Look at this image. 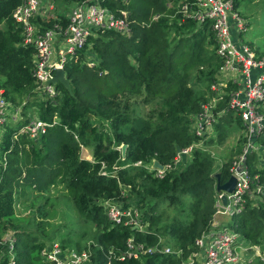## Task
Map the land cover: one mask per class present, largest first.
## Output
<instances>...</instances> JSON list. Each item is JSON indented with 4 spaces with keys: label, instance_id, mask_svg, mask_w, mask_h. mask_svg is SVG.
<instances>
[{
    "label": "trees",
    "instance_id": "obj_1",
    "mask_svg": "<svg viewBox=\"0 0 264 264\" xmlns=\"http://www.w3.org/2000/svg\"><path fill=\"white\" fill-rule=\"evenodd\" d=\"M94 1L112 11L126 8L130 31L124 34L105 30L91 36L90 45L63 67L71 91L56 84L58 92L49 98L36 90L35 49L23 44L22 28L13 17L22 0H0V90L11 104L20 107L22 116L17 122L10 121L0 138V154L7 159L0 178V237L6 232L15 236L13 252L18 264H47L41 261L39 252L54 238L44 235V228L40 227L38 241L19 242L22 232L34 240L36 237L29 231L34 227L32 222L26 227L14 217L15 199L20 194L29 199L32 193L25 190L34 183L37 191L43 193V180L50 185L59 179L57 182L63 183L79 216L90 225V237L81 246L78 241L72 245L63 239V248L68 245L69 249L88 250L91 254L87 264H182L194 249L195 238L210 227L215 212L216 176L221 183L227 181L233 159L223 163L218 174L213 171L210 154L198 148L180 162L174 161L177 147L183 149L196 141L190 132L191 118L201 110L202 102L213 96L210 85L220 63L213 34L208 24L182 20L175 7L177 0H127L124 4L122 0ZM55 15L46 22L40 17L35 21L45 27L56 22L67 24L66 15ZM89 54L95 60L92 67L86 63ZM192 69L197 73L192 75ZM194 76H204L207 95L195 90L199 79ZM132 96H140L138 103L151 107L142 113L131 101ZM231 114L234 113L227 111L220 117L214 135ZM33 117L49 124L46 132L36 139L17 134ZM94 118L99 123L107 122V128L97 125ZM237 118L242 127L240 117ZM47 134L48 144L37 149L35 146ZM51 135L55 138L51 139ZM122 144H126L124 155ZM84 148L90 150L93 160L80 155ZM44 159H50L51 172L38 178V172H44ZM153 160L165 167L160 177L157 169L148 168ZM137 161L142 164L134 165ZM247 164L251 173L264 172L251 154ZM260 181L264 185L262 177ZM18 186L23 188L20 194L16 193ZM185 195L194 199L188 208L189 218L177 217L170 224L159 226L157 207L151 204L160 200L169 205L179 203L183 211L185 205L181 202ZM105 200L121 202L124 208L135 207L142 229L113 225L102 205ZM228 226L247 241L258 242L264 237V199L252 204L247 194L244 209L232 216ZM162 235L173 238L175 248L182 249L183 255L155 252L140 259H119L129 236L152 246L160 242ZM46 238L50 240L45 242ZM3 248L0 264H5L8 257V247ZM251 264L263 263L254 260Z\"/></svg>",
    "mask_w": 264,
    "mask_h": 264
},
{
    "label": "built area",
    "instance_id": "obj_2",
    "mask_svg": "<svg viewBox=\"0 0 264 264\" xmlns=\"http://www.w3.org/2000/svg\"><path fill=\"white\" fill-rule=\"evenodd\" d=\"M45 0H22L13 11V17L22 28V42L35 49L33 77L36 90L45 97L57 94L56 84L48 81L55 70L64 67L65 63L77 57L79 51L90 45V37L99 31L114 30L128 34L130 31L129 11L120 8L112 11L94 0H81L75 3L67 17V24L60 22L45 27L35 21L56 18V13L44 14ZM123 4L127 0H122ZM182 20H193L197 25L208 24L215 41V52L220 60L215 73V80L210 88L213 96L201 104V110L194 114L190 122V132L196 141L176 152L175 163L183 157L190 156L193 149L200 147L206 140L215 135V124L227 111L240 117L243 130L246 132L245 146L234 156L230 166V176L235 178L232 191L216 189L215 212L209 229L194 240V249L181 261L182 264H251L254 260L264 264V237L258 242L246 240L239 232L228 226L232 216L240 213L246 203L247 194L252 204L264 199V185L260 181L263 173H251L247 164L251 154L256 166L264 169V55L258 56L241 35L247 30V23L237 9L234 0H177L175 5ZM51 9H54L52 7ZM155 16L154 19H157ZM92 67L95 60L92 55L86 58ZM22 118L20 107H15L2 96L0 91V138L10 121L17 122ZM48 123L37 118H30L22 125L17 134H27L36 139L44 134ZM16 137V135H14ZM200 145V146H198ZM5 154H0L1 171L6 167ZM138 166L142 163H133ZM157 169L156 175L162 176L163 169ZM169 168V166H168ZM105 174V172H102ZM262 174V175H261ZM129 188H126V191ZM226 197V203L221 200ZM108 220L113 225L129 226L142 229L138 210L129 206L124 208L121 202L105 200L102 202ZM15 238L12 232L0 237L1 256L6 250L5 264H18L13 252ZM55 242V241H54ZM51 242L39 252L40 259L47 264H87L90 259L88 250H73L62 247L60 243ZM160 252L179 257L182 249L171 248L161 242L147 246L136 241L133 236L126 240V248L119 254V259H140L142 255Z\"/></svg>",
    "mask_w": 264,
    "mask_h": 264
},
{
    "label": "rangeland",
    "instance_id": "obj_3",
    "mask_svg": "<svg viewBox=\"0 0 264 264\" xmlns=\"http://www.w3.org/2000/svg\"><path fill=\"white\" fill-rule=\"evenodd\" d=\"M236 3L238 11L247 23V30L241 35V39L243 41H247L258 56H263L264 0H236ZM74 5L75 3L70 0H45L43 2V13L46 15L48 13L55 14L62 12V14L67 15L70 13ZM52 7H54V9H51ZM172 35L173 34H171L170 37H172ZM209 48L212 49V47ZM190 73L194 75L197 73V70L192 69L190 70ZM194 77L195 79H199L195 82V90L197 92H203L204 95H207V81L204 80V76H201L199 78L198 76ZM0 91L2 92V90ZM140 99V96L131 97V101L135 102L138 108L140 107V111L144 113V110L150 108L151 104H139L138 101ZM238 119L239 118H237L236 114H231V116H228L227 120L224 121V123L221 122V125L214 138L212 140L206 141L201 146L198 145L200 147H197L198 149L208 152L213 158V171L215 174H218V171L223 163L230 161L234 156L238 155L245 146L247 135L246 132L242 129ZM94 121L97 125L100 124L104 128H107L108 126V123L103 122L102 120L101 123H99L97 122L98 119L94 118ZM10 125L15 126L14 123H11ZM47 138L49 140L48 134L46 138H44L43 141L35 147L38 149L41 145H43V147L46 146L48 143L45 141V139ZM50 138L54 139L55 137L51 135ZM53 151L54 147L51 146L50 152L52 153ZM40 153L44 154V151L40 149ZM87 153L90 154V150L87 148L80 150V155L83 158L93 160L92 156H85ZM44 160V172H38V178L39 176H48V174L51 172V167L49 166L50 159ZM23 181L26 182L25 180ZM57 181H59V179H57L55 183L46 185L44 184L43 180V189L45 190L43 193L37 191V183H34V186L31 185L30 187H26L25 192L32 193L30 194L29 199H27V196H21L20 192H22L23 189L20 188L21 186H18V189L16 188V193L19 192L20 195L18 197L16 196L15 199L16 208L14 217L19 218V220L21 221L19 223H22L26 227H29V225L31 224L30 222H32L34 227L29 231H32L33 235L36 237V240H34L33 238L28 237V234L26 232H22L20 233L19 238L17 237L19 242L26 241L27 239L34 242L38 241L40 239V236L38 234L40 233L38 232L40 230V227L44 228V235H49L50 237L54 238V243H61L64 239L68 244L72 245L75 244L76 241H78L77 244L81 246L85 239H89V223L82 220L75 207V204H73L70 197H67L63 183ZM192 198L193 197L189 195L183 196V200L181 202H184L183 204L185 205L183 211H180L179 203L177 205H169V203L165 200L153 202L151 205L157 207L158 225H168L174 218L177 217L183 218L185 220L188 219V208L190 204L194 202V199ZM39 207L40 209L38 210ZM39 223L40 225L38 227ZM17 233H19L18 230ZM48 240H50V238H46L45 242H47ZM159 241L168 245L171 250L175 248V240L167 235L160 236ZM66 247H68V245H66Z\"/></svg>",
    "mask_w": 264,
    "mask_h": 264
},
{
    "label": "water",
    "instance_id": "obj_4",
    "mask_svg": "<svg viewBox=\"0 0 264 264\" xmlns=\"http://www.w3.org/2000/svg\"><path fill=\"white\" fill-rule=\"evenodd\" d=\"M49 83H54V84H61L63 87H65L68 91H71L70 83L67 80L65 76V71L62 68L56 69L53 77L48 81ZM126 149V144L121 145V153L124 155ZM176 151L179 152L180 148L177 147ZM152 167L153 168H158V169H163V165L160 164L157 160L152 161ZM217 180H216V189L217 190H223L230 192L233 190L234 185H235V178L231 175L227 181L224 183H221L219 181V176L217 175ZM221 200L223 203H226V197L225 195H222Z\"/></svg>",
    "mask_w": 264,
    "mask_h": 264
},
{
    "label": "crops",
    "instance_id": "obj_5",
    "mask_svg": "<svg viewBox=\"0 0 264 264\" xmlns=\"http://www.w3.org/2000/svg\"><path fill=\"white\" fill-rule=\"evenodd\" d=\"M86 149V148H85ZM85 156L91 157V155L89 153H87Z\"/></svg>",
    "mask_w": 264,
    "mask_h": 264
}]
</instances>
